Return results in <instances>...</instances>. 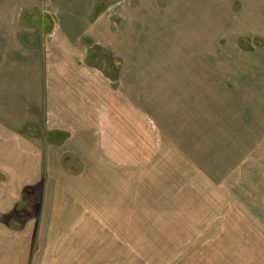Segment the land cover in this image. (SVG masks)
Wrapping results in <instances>:
<instances>
[{
    "label": "rangeland",
    "instance_id": "rangeland-1",
    "mask_svg": "<svg viewBox=\"0 0 264 264\" xmlns=\"http://www.w3.org/2000/svg\"><path fill=\"white\" fill-rule=\"evenodd\" d=\"M174 1L0 0L1 99L44 63L67 94L73 71L57 64L96 75L80 77L93 87L80 111L98 148L45 138L48 152L33 135L59 161L44 172L80 177L63 263L264 264V35L236 30L239 6L197 21ZM43 194L25 191L17 221L36 220Z\"/></svg>",
    "mask_w": 264,
    "mask_h": 264
},
{
    "label": "crops",
    "instance_id": "crops-1",
    "mask_svg": "<svg viewBox=\"0 0 264 264\" xmlns=\"http://www.w3.org/2000/svg\"><path fill=\"white\" fill-rule=\"evenodd\" d=\"M180 2L187 6L184 15H187L189 20L197 21L207 18L209 5L239 6L240 11L235 12L236 14L232 12V19L237 23L236 30L264 35V0H175L174 4ZM71 64L66 61L57 66L73 71L67 73L71 79L63 77L68 79L72 94H67L68 89H65V84L60 79L62 77L54 78L52 73L46 74L45 71L50 68L44 63L40 66L44 69V75L36 83L32 84L25 79L15 90H11L14 94H6L2 98L4 100L0 97V264H39L41 261L45 264H66L62 262L63 247L75 243L72 239L75 232L69 230L65 234L62 229H68L70 225V228H74L75 217L71 206L74 205V197L78 196L75 191L80 192V177L61 172L60 175L51 177L48 168L44 172L43 166L59 165V161L47 155L43 157L38 151L42 148L33 143V135H38L39 132L38 136L43 138L42 143L48 140L58 144L65 137H71L70 143L74 139L75 143L77 141L83 145L85 139L94 144V149L99 146L100 142L95 140L96 130L84 129L91 118L95 125L92 115L94 112L80 111L84 103H91L89 88H93L83 87L81 78H90L93 81L96 75L89 72L81 74V69L78 70L76 64ZM202 88L203 86L199 87L200 90ZM40 123L45 126L37 131ZM45 138L47 140L44 141ZM45 144V149L49 152V144ZM70 147L72 148V144ZM41 181L44 182V199L36 220L32 221L34 217L26 216L17 221L18 216L14 215L22 214L18 213L22 196L27 189L35 187ZM50 181L56 182L55 188H49ZM51 190L53 192L49 193ZM92 206H95L94 201ZM78 233L77 229L76 244L80 239ZM64 236L73 241L66 243ZM33 246L39 247V253H32ZM48 247L50 250L47 252ZM68 264H74L73 257Z\"/></svg>",
    "mask_w": 264,
    "mask_h": 264
}]
</instances>
